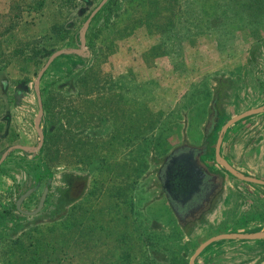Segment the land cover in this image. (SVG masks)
Here are the masks:
<instances>
[{"label":"rangeland","instance_id":"374dc122","mask_svg":"<svg viewBox=\"0 0 264 264\" xmlns=\"http://www.w3.org/2000/svg\"><path fill=\"white\" fill-rule=\"evenodd\" d=\"M102 1L0 0V158L14 146L0 162V264H189L212 235L264 232L246 216L215 231L249 211L251 196L264 202V186L215 156L224 123L264 104V0H106L91 17ZM66 22L69 32H58ZM37 41L43 63L21 69L13 49ZM60 49L68 52L40 77L39 110L34 82ZM182 144L202 148L225 179L210 210L187 224L169 212L157 178ZM219 153L264 179V111L232 124ZM68 175L78 189L64 207L55 194ZM44 184L53 192L41 211L17 210L38 186L21 203L34 210ZM43 238L49 246H37ZM194 264H264V238L215 241Z\"/></svg>","mask_w":264,"mask_h":264},{"label":"flooded vegetation","instance_id":"af4514ba","mask_svg":"<svg viewBox=\"0 0 264 264\" xmlns=\"http://www.w3.org/2000/svg\"><path fill=\"white\" fill-rule=\"evenodd\" d=\"M198 153L199 151L192 145L177 146L163 157L157 173L164 199L171 213L181 224L200 219L210 210L224 190L225 179L220 181V173L208 166L204 159L199 157L197 160ZM77 183L78 180L68 175L63 180V186L59 188V192L55 194L60 197L64 207L70 204V196L78 187ZM51 185H48L46 198L40 211L44 208L47 198L52 196ZM37 187L35 186V189ZM45 187L44 184L38 201Z\"/></svg>","mask_w":264,"mask_h":264},{"label":"water","instance_id":"95a60500","mask_svg":"<svg viewBox=\"0 0 264 264\" xmlns=\"http://www.w3.org/2000/svg\"><path fill=\"white\" fill-rule=\"evenodd\" d=\"M106 0H103L96 8L95 10L91 13V17L92 15L102 6V4L105 2ZM89 20V18H88ZM87 20V21H88ZM86 29V24L84 25L83 27V32L85 31ZM82 47H83V44H82ZM65 52H68L67 49H60L54 53H52L49 58L47 59L45 65L41 68V70L39 71V73L37 74V77H36V80L34 82L35 84V88H36V92L38 94V102H39V110H40V107H41V99L39 97V88H38V85H39V80H40V77L41 75L43 74L44 70L48 67V65L54 60V58L58 55V54H61V53H65ZM39 110H38V113H39ZM264 111V104L261 105V106H258V107H255V108H251V109H248V110H245L239 114H236L235 116L229 118L225 123L224 125L221 127V130L219 132V136L217 138V142H216V146H215V156L216 158L219 159L220 163L224 166V168L234 177H236L237 179L239 180H242V181H245V182H248V183H253V184H259V185H262L264 186V179H261V178H257V177H254V176H250V175H246V174H242V173H239L237 172L236 170H234L229 164L228 162L220 155L219 153V147H220V144H221V141H222V138H223V135L224 133L226 132V130L234 123L238 122L239 120L245 118V117H248L250 115H253V114H256V113H259V112H262ZM43 131L41 130V133H40V141H39V144L37 146V148H39L43 142ZM14 147V146H13ZM13 147H9L4 153L3 155L1 156L0 158V162L1 160L9 153V151L13 148ZM22 148H25V146H21ZM196 149V148H195ZM200 149V150H199ZM197 149V151H199L198 153V156H197V160L200 156L201 153H203V150L202 148H199ZM35 187H32V188H29L27 189L25 192H23L22 194H20V196L18 197L17 201H16V208L17 210H19L20 212H22L23 214H26V215H34L36 214L40 209L41 207L43 206L44 204V201H45V198H46V194H47V190H48V186H46L43 190V193L39 199V202H38V205L37 207L34 209V210H31V211H26V210H23L22 207H21V203L22 201L24 200L25 197H27L29 194H31L33 191H34ZM79 191V190H78ZM79 193V192H78ZM76 194L75 195V199H77L79 197V194ZM261 238H264V232H257V233H235V232H222V233H219V234H215V235H212L210 236L209 238H207L205 241H203L202 243H200L196 249L194 250L193 254L191 255L190 257V260H189V264H194V261L196 259V257L198 255H200V253L207 247L209 246L210 244H212L213 242L215 241H218V240H227V239H231V240H240V239H250V240H256V239H261Z\"/></svg>","mask_w":264,"mask_h":264},{"label":"trees","instance_id":"16d2710c","mask_svg":"<svg viewBox=\"0 0 264 264\" xmlns=\"http://www.w3.org/2000/svg\"><path fill=\"white\" fill-rule=\"evenodd\" d=\"M84 1L86 2L87 0H84ZM112 1L113 0H110V2H112ZM70 24H71V22H66L64 24V26L56 24V26L54 28H56L57 25H58L59 26L58 32H60L62 30H66L65 33L67 34L69 32V29L67 28V26L70 25ZM63 37L67 38L68 35H64ZM12 53H14V56L17 58V60H16L17 61V65H18V67H21V69H25V67L28 66L30 63H32L33 65H36V67L38 68L43 63L42 58H43L44 53H45V47L43 46V44L41 42L37 41L36 43H34L32 45V47H30L29 44L26 43L24 46H20V47L14 48ZM18 56L19 57L23 56L24 58L19 59ZM8 63L9 62H7L6 64H8ZM112 86H114V85H112ZM110 93L113 94L112 92H110ZM116 95H118V94H116ZM118 102H121V101L120 100H115V104H117ZM250 198H251L250 199L251 201L252 200L254 201V204L251 206L249 211L244 212L243 210H240V208H239L238 213H237V215L234 218V223L231 225V227H229L227 224H225L223 222V224H220L221 225L220 227L215 228V231H217L219 229H222L223 231H226V230H228L230 228L239 227L240 224H241V219L243 217H245V216L249 217V219L251 217H256L257 219L261 220V223H264V202L261 203V201H260L259 203H257L255 198H253L252 196ZM245 199L246 198H244V200ZM169 212L171 213L170 208H169ZM50 243H51L50 240H48L47 238H43V243H41V244H39L37 246L45 247V246H49ZM53 243L54 242H52V244ZM39 254L40 255H38L36 257L33 256L31 258V262L35 263L38 260V258H41L43 256L42 252H39Z\"/></svg>","mask_w":264,"mask_h":264}]
</instances>
